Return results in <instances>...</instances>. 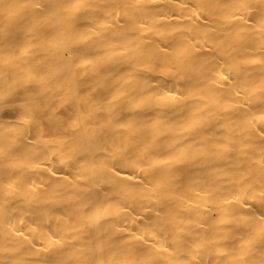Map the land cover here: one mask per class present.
I'll use <instances>...</instances> for the list:
<instances>
[{
  "label": "bare ground",
  "instance_id": "1",
  "mask_svg": "<svg viewBox=\"0 0 264 264\" xmlns=\"http://www.w3.org/2000/svg\"><path fill=\"white\" fill-rule=\"evenodd\" d=\"M0 264H264V0H0Z\"/></svg>",
  "mask_w": 264,
  "mask_h": 264
}]
</instances>
